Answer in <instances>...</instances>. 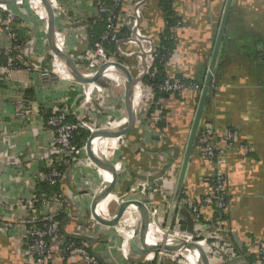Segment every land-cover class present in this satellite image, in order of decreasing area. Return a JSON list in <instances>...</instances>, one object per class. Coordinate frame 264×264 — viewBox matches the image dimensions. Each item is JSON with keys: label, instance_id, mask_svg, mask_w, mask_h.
I'll use <instances>...</instances> for the list:
<instances>
[{"label": "crops", "instance_id": "1", "mask_svg": "<svg viewBox=\"0 0 264 264\" xmlns=\"http://www.w3.org/2000/svg\"><path fill=\"white\" fill-rule=\"evenodd\" d=\"M225 3L226 0H173L172 8L180 17L182 27L165 65L168 75L180 74L186 79L203 82ZM9 4L22 15L26 33L20 45L18 68L0 75V264H37L30 260L22 240L25 229L21 218L26 213L25 207L16 203L29 197L35 188L39 189L37 173L45 169L50 157L57 158L51 145L52 132L46 125L47 116L68 108L71 111L67 115L69 120L73 119L74 112L87 113L88 121L94 127L103 128L108 117L118 115V120L110 122L114 124H111L112 130L123 129L127 121L123 101L125 76L117 68L119 75L106 72L104 75L108 79L105 80L119 89H106L99 77L96 81L106 92L101 97L97 93L91 94L90 100L84 101L81 86L65 62L60 58L62 72L54 67L46 22L39 16L40 12L37 13L27 0L21 5ZM59 5L60 11L53 10L54 29L61 31L63 39L54 35L55 45L59 40L66 53L83 56L93 45L87 24L97 15L94 0H59ZM41 13L46 15L45 8ZM3 15L0 10V47L7 44L2 29ZM163 25L159 0H146L141 28L155 45L159 42ZM133 50L137 48L132 45H124L122 49L123 52ZM120 57L122 63L130 66L135 77L139 72V68H135L136 55ZM31 64H38L42 69L53 68V73L42 79L37 72L28 70ZM81 65L79 70L83 71L85 65ZM212 79L217 87L208 92L199 125L213 126L219 131L229 130L235 142L232 146L217 136L218 145L225 147L226 158L223 167L226 199L222 215L223 234L241 254L223 264H254L258 251L252 247L264 242V0H231ZM198 96L197 90L185 89L163 98L162 126L148 125L143 120L149 115L145 114L147 111L137 109L143 104L142 100L133 108L137 119L128 132L119 138L102 136L105 143L98 155L110 161L115 154L110 162L121 164L120 169H115L117 178L113 189L98 202V207L102 206V212L108 213L109 218L102 217L97 212V205L93 209L92 203L99 190L108 183L110 172L107 169L106 178L101 167L91 161L84 146L91 132L78 129V132H87L80 145L84 146L81 156L64 169L57 189L49 190L59 191L66 204L57 216L59 234L83 244L97 255L100 264H144L142 257L145 254L130 247V240L137 237L139 230V210L128 207L111 225L100 222L95 215L111 220L122 201H148L159 208V215L154 218L157 224L151 222L148 225L161 231L163 224L168 228ZM17 109H22L23 117L17 116ZM121 140L123 143L115 151ZM238 145H245L246 149L238 150ZM212 174L213 165L201 155L195 144L169 227L174 225L178 212H189V203L209 192ZM56 209L57 205L51 203L53 213ZM130 210L136 212L138 220L132 236L128 237L133 225L128 219ZM201 212L204 219H211L215 210L207 206L202 207ZM49 241L51 251L44 264H85L79 245L62 255L57 250L60 238L54 235ZM177 254L182 256L185 264H196L190 249Z\"/></svg>", "mask_w": 264, "mask_h": 264}, {"label": "built area", "instance_id": "2", "mask_svg": "<svg viewBox=\"0 0 264 264\" xmlns=\"http://www.w3.org/2000/svg\"><path fill=\"white\" fill-rule=\"evenodd\" d=\"M24 1L25 0H14L13 3L15 5H21ZM169 1L173 2V0ZM48 2L53 10L60 9L59 0H48ZM94 3L97 9L95 20H103L105 27L99 39L96 40L90 48L86 49L83 56L79 54L76 56L69 54L78 69L82 66L81 64L85 65L86 70L80 71L86 77L93 76L97 68L103 63L114 61L121 62L117 59L116 54H118V56L136 55L137 65L135 68H139V72L136 76L143 74V78L136 82L133 89H138L139 92L137 106L139 105V101L143 100V104H140V110L142 112L147 111V115L149 116L145 117L143 120H145L148 125H155L158 121L164 119V114L161 111L164 109L162 98H158L155 102V91L161 95L181 93L185 89L197 90L200 93L203 82L186 80L185 78H173L169 75L166 76L164 80L155 82V76L158 70L155 64L156 59L159 61L165 59V68V65L170 60V54L168 53L166 56L160 55L156 50L152 38L141 28L142 10L146 0H94ZM41 6L43 7L42 4ZM37 8L38 10L40 9V7ZM0 10L4 13L2 29L6 34L7 41L4 47H0V54L4 56V62H0L1 75L2 72H10L18 68L20 61V45L18 42L19 31H24L25 34L26 28L24 23L21 22L22 15L13 10L9 3H0ZM38 10L37 13H39ZM39 16L46 22V15L44 16L40 12ZM164 25H168V21H165ZM181 27V19L169 26V39L174 43H176V39L178 38L177 33ZM87 29H90L89 23L87 24ZM120 33H122V35H120ZM54 35L57 39H63L61 31L56 28L54 29ZM111 43L115 44L116 54L111 53L109 55L106 46ZM124 45L136 47L137 52L134 50L123 52L122 49ZM126 66L130 70V66ZM28 70L37 72L42 79L48 78L53 73V68L42 69L38 64L29 65ZM104 74L103 72L100 78L108 79ZM114 81H117V79ZM78 83L81 86V92L86 102L90 100L91 94L97 93L98 96L101 97L106 92L104 87L97 81ZM216 87L217 84L212 79L210 89H215ZM152 104L158 108L156 110H151L148 114ZM70 112L68 108H63L47 116L46 125L51 129V145L56 152L57 158L55 160V158L52 159V157H50L46 162L45 169L37 173L36 184L37 186L39 185V189L35 188L29 197L16 203L19 207H25L26 213L24 217L21 218L22 226L25 229L22 240L24 245H26V252L30 260L37 264H44L48 259L51 251L49 239L54 235L60 238V245L57 247V250L62 255H65L70 249L78 247L79 245L80 255L85 264H100L97 255L85 248L83 244H80V242L74 238H67L59 234L60 229L57 216L59 211H62L61 209L63 206H66L63 195L59 191L50 192L46 189H40L43 183H47L50 186L58 185L64 169L76 158L81 156L82 148L74 141L75 133L78 132V129L83 128L89 132H93L101 128L94 127L92 124L86 122L85 116L80 113L76 114L74 112L73 119L69 120L67 115H69ZM17 116H24L22 109H17ZM122 118L126 119V117ZM108 124H110V121H108L103 128H107ZM217 136L229 145L233 146L235 143L234 136L229 130L219 131L213 126L199 125L196 131L195 143L201 155L213 165V174L210 177L211 188L209 192L201 198L189 203V212L194 223L193 233L180 231L176 220L171 229L169 227L166 228L165 231H161L166 235H171L174 232L184 233L190 241H194L197 244L202 243L206 247L205 252L208 255L210 264H223L241 255L237 251L235 245L227 240L223 234L222 215L226 205L223 167L226 163V158L225 147L218 145ZM236 149L243 150L246 149V146L238 145ZM113 164H118V167L115 166L116 170L120 169V162H113ZM51 203L57 205V209L54 213L51 210ZM143 203L148 210V215L150 217L149 224L151 222L156 223L154 218L159 215V208L148 201H144ZM207 206H212L215 210L214 217L211 219H204L201 212L202 207ZM254 246L258 251V257L254 264H264V242H258ZM174 252L175 251L153 250L142 257V262L144 264H156L159 259V264H183L182 260H177L175 262L177 254ZM149 253L152 254L150 257Z\"/></svg>", "mask_w": 264, "mask_h": 264}, {"label": "water", "instance_id": "3", "mask_svg": "<svg viewBox=\"0 0 264 264\" xmlns=\"http://www.w3.org/2000/svg\"><path fill=\"white\" fill-rule=\"evenodd\" d=\"M13 1L14 0H0V3H11ZM41 2H42L43 6L45 8V11H46V32H47V39H48V43H49V46L51 48V51L53 54L58 55V57L61 58L65 62V64L69 68L70 72L72 73V75L75 77V79L78 82H82V83L94 82L100 77L101 73L106 68H108L110 66H113V67L119 69L125 76L123 101H124V106H125V110H126V114H127L126 125H124L123 129H121V130H111L108 128L96 129L95 131L90 133V135L87 138L86 143H85V149H86V152H87L89 158L91 159V161L94 162L97 166H101V167H105V168L109 169V171L112 174L108 185L102 191H99L97 193V195L94 197V200L92 203V208L95 209V206L98 204V202L101 199L105 198L113 189L115 180L117 178V173L115 171V166L112 162L103 160L100 157H98L97 155H95V153L93 152V149H92V141L94 138H97L99 136H110V137L122 136L134 126L135 121H136V115L133 111L131 97H132L134 85L136 84V82L140 81L143 78V74L140 76L133 77L130 70L128 69V67L125 64H123L119 61H114V62L103 63L101 66H99L97 68V70L95 71L93 76L86 77L77 68L75 62L69 56V54L66 53L65 51H62L61 49H59L57 47V45H55V40H54V22H55L54 21L55 20L54 19V11H53L50 3L48 2V0H41ZM230 5H231V0H226L224 11H223V14H222V17L220 20V24H219V28H218L217 37H216L215 45L213 48L211 60H210L206 75H205L204 80H203L202 89L199 93L198 104L196 107L194 118L192 120L191 128L189 131V135H188V139H187V143H186V147H185V151L183 154V159L181 162L180 171H179V175H178L177 187H176L173 203L171 206V210L169 213L168 228L173 221V217H174L175 210H176V203H177L178 196H179V193L181 190L184 174L186 171V167H187V164L189 161L190 154L192 152V148L194 146L196 131L198 129L202 110H203V107H204V104L206 101V97H207L209 89H210V84L212 81L213 67H214L216 56H217L219 44L221 42L222 34L224 32L225 25L227 22ZM129 206H134L135 208H137L140 212V215H141V220H140V225H139L137 237H133L130 240V247L133 251L140 253V254H146V253L153 251V250H167V251L173 252V251H177L178 249H180L184 246H187V247H191L192 249L197 251L200 264H210L207 253L204 251V249L200 245H198L194 241L187 242V241L182 240L179 243L175 242V241L168 243L165 240L163 243H153V244L149 245L147 243V239H146L147 226L149 223V216H148V210L142 201H138V200L122 201L119 204V206L117 207L114 218L111 220L101 219V218L97 217V215H95V218L98 219L100 222L105 223V224H110V225L115 224L118 221V219L121 217V215L123 214L125 209ZM175 220H176V223L178 224V228L180 231L193 233V224L194 223H193V220L191 218L190 212H188V211H186L184 213L178 212ZM138 243L140 244V246L138 245ZM159 262H160V260L158 259L156 264H159Z\"/></svg>", "mask_w": 264, "mask_h": 264}, {"label": "trees", "instance_id": "4", "mask_svg": "<svg viewBox=\"0 0 264 264\" xmlns=\"http://www.w3.org/2000/svg\"><path fill=\"white\" fill-rule=\"evenodd\" d=\"M159 6L162 10L163 13V21H168V25H163V29L160 33L159 36V42L156 46V50L159 52L160 55H164L166 56L168 53L170 54L173 49L174 46H176V43H174L171 39H169V33H170V29L169 26L174 24L177 20L180 19V17L174 12L173 8H172V1L169 0H159ZM105 27V23L103 20H92L91 22H89V31H90V37H91V42L94 43L100 36V34L102 33L103 29ZM120 35H122V33H120ZM24 31H19V45L22 44V41L24 40ZM106 49L108 51V54L110 55L111 53H115L116 54V48H115V44L111 43L108 44L106 46ZM116 56L119 58V60L122 61V58L120 56H118L116 54ZM0 62L3 63L4 62V56L3 54H0ZM164 62L165 59L159 61L158 59H156L155 64L158 68L156 76H155V82H159L162 81L166 78V76H168V74L165 71L164 68ZM171 76V75H169ZM173 78H184L183 76H181L180 74L176 75V76H171ZM186 79V78H185ZM146 80V79H144ZM188 80V79H186ZM155 89V88H154ZM156 90V89H155ZM211 89H209L210 91ZM173 94H177V93H173ZM168 98L169 94H163L161 95L160 93H158L157 91H155V96H154V100L155 102L158 100V98ZM199 99V96H198ZM158 107L155 106L154 104H152L151 109H149L148 114L150 113L151 110H156ZM162 113L164 114L165 111L164 109L161 110ZM145 114H147V112H145ZM157 124L159 126H162V121H158ZM86 131L83 130H79V132H77L76 136H75V143L80 146L83 143V139L86 137ZM196 143H194L195 145ZM58 186V185H57ZM57 186H52L50 187L47 183H43L41 185V189H46L47 191L49 190H53V189H57ZM223 217V216H222ZM253 248L256 249L255 246H253ZM253 258V257H251Z\"/></svg>", "mask_w": 264, "mask_h": 264}, {"label": "bare ground", "instance_id": "5", "mask_svg": "<svg viewBox=\"0 0 264 264\" xmlns=\"http://www.w3.org/2000/svg\"><path fill=\"white\" fill-rule=\"evenodd\" d=\"M34 1V7L36 6V7H40V9L38 10L39 12H43L44 10H43V7L41 6V0H33ZM37 10V9H36ZM57 42V45H58V47H59V49H61L62 51H64L63 49H64V45H62V44H60V42H59V40H57L56 41ZM51 56V55H50ZM53 58H54V67L56 68V71H59V72H62V68H63V62H62V60L58 57V55H53ZM51 60H52V58H51ZM54 68V69H55ZM111 71H116L115 70V68H113V67H110V68H107L106 70H104V73H106V72H111ZM117 72V74L119 75V73L120 72H118V71H116ZM138 100H139V92H138V89H135L134 90V92L132 93V97H131V102H132V106H133V108L136 106V104H137V102H138ZM140 102V101H139ZM120 123V122H119ZM118 124V123H117ZM124 127V126H123ZM114 128H117L116 126L114 127ZM122 128V127H121ZM120 128V129H121ZM110 129L112 130L113 129V126L111 127L110 126ZM117 130V129H116ZM106 137H110V136H106ZM119 137H121V136H119ZM119 137H113V138H119ZM105 141V140H104ZM103 141V137L102 136H99V137H97V138H94L93 139V141H92V149H93V152L95 153V155H97L98 157H100L101 159H104V160H106V161H109V160H107L106 158H104V157H102V156H100V155H98V154H100L101 152H102V149H103V145H104V142ZM107 141V140H106ZM97 153V154H96ZM94 163V162H93ZM114 166H116V164L114 165ZM99 167H101V166H99ZM101 169H102V172H103V175L107 178L108 177V170H107V168H105V167H101ZM110 172V171H109ZM101 175V174H100ZM111 176H112V174H111V172H110V177H109V180H108V183H109V181H110V179H111ZM108 183L106 184V186L108 185ZM105 186V187H106ZM104 187V188H105ZM104 188H102V189H100V191H102ZM102 200V199H101ZM100 200V201H101ZM99 201V202H100ZM98 205H99V203L97 204V212L100 214V215H102V217L104 216V217H108V213H103L102 212V206L101 207H98ZM129 207H134V206H129ZM128 208V207H127ZM126 208V209H127ZM99 210V211H98ZM132 213H131V212ZM129 211V213H128V219H129V222L131 223V224H133L132 225V227H131V230H129V232H128V237H130V236H132V234H133V230H134V226H135V224H136V221L138 220L137 218H136V216H135V211H133V210H130ZM109 218V217H108ZM148 229H150L151 230V232H147V243L150 245V244H153V243H163L165 240L168 242V243H171V242H173V241H177L178 243L180 242V241H187V242H189L190 240H189V238L184 234V233H179V232H174L173 234H171V235H166V234H164L163 232H161V230L160 229H153V228H151L150 227V225H148V227H147V230ZM151 235V236H150ZM127 236L125 237V238H127ZM150 237V238H149ZM126 240V239H125ZM128 240V239H127ZM198 245H200L203 249H204V251H206V247L202 244V243H200V244H198ZM188 249H190L191 250V253H192V255H193V257H194V261H195V263L196 264H198L196 261H198L199 262V258H198V253H197V251L196 250H194V249H192L191 247H187V246H184V247H182V248H180V249H178L177 251H175L174 253H178V252H182V251H184V250H188ZM184 254V253H183ZM152 254L151 253H149V257L151 256ZM182 263L183 264H185L184 263V261L182 260Z\"/></svg>", "mask_w": 264, "mask_h": 264}, {"label": "rangeland", "instance_id": "6", "mask_svg": "<svg viewBox=\"0 0 264 264\" xmlns=\"http://www.w3.org/2000/svg\"><path fill=\"white\" fill-rule=\"evenodd\" d=\"M27 1H29L31 4H32V6H33V9L35 10V11H37L38 9L37 8H34V1L33 0H27ZM37 9V10H36ZM39 12V11H38ZM86 69L85 68H83V71H85ZM111 72H113V71H111ZM108 73H110V72H108ZM117 74V72L116 71H114V74ZM101 81H103V83H104V85H105V88L106 89H108L109 90V88H110V90L112 89V90H114V89H119V87H116V86H114V85H112L111 83H110V81H106L105 79H100ZM137 109L139 110V109H141L140 108V106H139V108L137 107ZM137 113H138V111H137ZM83 116H85V118H86V122H88L89 124H91L90 123V121H88V118H87V113H85V114H82ZM112 116V117H111ZM110 117H108V121H110V122H113L114 120H118V115L117 116H114V115H111ZM111 124H113V123H111ZM111 124H108L109 126H113V125H111ZM88 131V130H87ZM89 132V131H88ZM90 133V132H89ZM89 135V134H88ZM87 138H88V136H87ZM86 139V138H85ZM123 139V138H122ZM123 141L124 140H121L120 142H118V144H117V147H116V149H115V151L119 148V145L121 144V143H123ZM85 146V145H84ZM84 146H82L81 148H82V151H83V147ZM85 157V156H84ZM84 157H82L83 159H84ZM114 158H115V154L113 155V157L110 159V161L112 160H114ZM87 161H89L88 159H87ZM161 228H162V231H165V229H166V225L165 224H163L162 226H161ZM172 227H170V229H171ZM130 229V228H129ZM147 232H150V229H148L147 230ZM177 254V253H176ZM176 260H175V262L177 261V260H183L182 259V256L181 255H179V254H177V256H176V258H175ZM198 264H200L199 262H197Z\"/></svg>", "mask_w": 264, "mask_h": 264}]
</instances>
